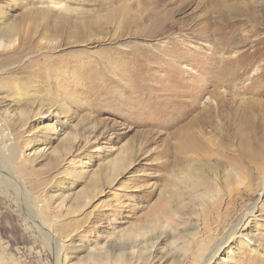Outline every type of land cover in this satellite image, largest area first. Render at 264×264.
<instances>
[{
  "label": "rangeland",
  "instance_id": "1",
  "mask_svg": "<svg viewBox=\"0 0 264 264\" xmlns=\"http://www.w3.org/2000/svg\"><path fill=\"white\" fill-rule=\"evenodd\" d=\"M69 7L0 0V264H264V0Z\"/></svg>",
  "mask_w": 264,
  "mask_h": 264
},
{
  "label": "bare ground",
  "instance_id": "2",
  "mask_svg": "<svg viewBox=\"0 0 264 264\" xmlns=\"http://www.w3.org/2000/svg\"><path fill=\"white\" fill-rule=\"evenodd\" d=\"M36 2H37V5H38V8H41V9H46L47 7H50V5H51L52 8H54L56 10H59V11L60 10H63L64 12L65 11H70V9H69L70 8L69 7V3L71 2V0H53L52 4L48 3V4H46L48 6H45V7H44L45 2L43 0H36ZM11 31L12 30H10L8 32V36H10V37H8L9 38L8 40H10V41H12L11 37L13 36ZM1 47L2 48H5V45L4 44H1V42H0V48ZM242 57H244V56H242ZM86 70L88 71V69H86ZM86 70H85V72H86ZM218 96H220V95H218ZM221 98H219V99H221ZM206 101H208V100H206ZM8 145L10 146L11 143H9ZM14 157H15V151L12 150V149L10 150V154H8V153L7 154H3L2 152H0V162H1V164L3 163L2 167L0 168V185L5 186L6 188H8V187L14 188L16 192H18L22 197H24L22 199H27L26 197H29V191H27V189H26L27 187H25L24 183L18 177L16 171L13 168V158ZM238 180H240V177L238 178ZM198 184L199 183L197 182L196 185H198ZM31 201H32V199H31ZM35 207H36V205H35ZM35 207H34V204H33V207L31 205H29V211H28L29 219L32 221V223L34 224V226L41 233H43L44 237L47 236L46 238L52 240V236L53 235L49 233V230H47V228L43 224L42 220L40 219V217L37 214V209ZM252 216H253L254 219L256 218V216L254 215V206L253 205L247 207L244 211H242V213L240 214V216L236 219L234 225L229 229V231L226 233V235L221 239L220 243H218L216 245V247H214V249H212L208 253V255H207V257H206V259L204 260L203 263L206 264L207 262H209L211 260V258L217 253V251L219 250L220 246L223 243L224 244H227V242L231 238L235 237V235L237 234V230H238L239 226L242 225L244 223V221H246V220L248 221L249 218L252 217ZM242 242L243 243H250V242H252V240H250V239L249 240L243 239ZM254 250L255 249H252V251H254Z\"/></svg>",
  "mask_w": 264,
  "mask_h": 264
}]
</instances>
